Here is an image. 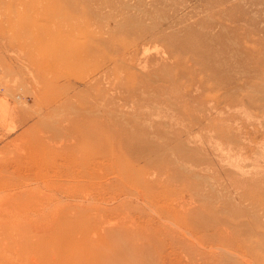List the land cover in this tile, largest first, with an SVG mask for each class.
<instances>
[{
  "label": "rangeland",
  "instance_id": "1",
  "mask_svg": "<svg viewBox=\"0 0 264 264\" xmlns=\"http://www.w3.org/2000/svg\"><path fill=\"white\" fill-rule=\"evenodd\" d=\"M23 1L0 264H264V0Z\"/></svg>",
  "mask_w": 264,
  "mask_h": 264
},
{
  "label": "bare ground",
  "instance_id": "2",
  "mask_svg": "<svg viewBox=\"0 0 264 264\" xmlns=\"http://www.w3.org/2000/svg\"><path fill=\"white\" fill-rule=\"evenodd\" d=\"M22 1V0H21ZM5 2V1H4ZM31 2H32V0H31ZM30 2V3H31ZM33 2H35V1H33ZM37 2V1H36ZM6 3V2H5ZM4 4V3H3ZM21 4H22V6H23V9H24V6L27 4L26 3V1L24 0L23 2H21ZM32 4V3H31ZM34 4H36V3H34ZM34 4H32V6L34 5ZM15 5V4H14ZM29 5V4H28ZM37 5H39V4H37ZM15 7V6H14ZM35 11L37 12L36 13V15H38L39 14V11H38V7L37 6H35L34 5V13H35ZM32 15V14H31ZM34 15V14H33ZM32 15V16H33ZM31 16V17H32ZM33 18V17H32ZM40 19V18H39ZM38 20V19H37ZM40 20H38V21H36V22H39ZM34 24H36V23H34ZM39 25H40V23H39ZM38 25V26H39ZM33 26H35V25H33ZM36 28V27H35ZM17 34V33H16ZM1 35V34H0ZM20 40V39H19ZM10 41V40H9ZM78 41V40H77ZM80 41V40H79ZM56 55V54H55ZM113 56H115V55H113ZM116 57H117V55H116ZM114 58V57H113ZM114 60V59H113ZM107 62V61H106ZM108 62H110V61H108ZM113 62V61H112ZM114 62H115V60H114ZM55 63L56 62H52V63H50V65H48L49 66V68L48 69H51V68H55ZM104 64V63H103ZM97 65V64H96ZM108 65V64H107ZM109 66V65H108ZM99 67V66H98ZM103 67V66H102ZM97 68V67H96ZM105 69V68H104ZM100 70V69H99ZM96 71V70H95ZM108 71V70H107ZM109 72V71H108ZM77 74V73H76ZM108 77V76H107ZM85 79V78H84ZM54 82V81H53ZM93 94V93H92ZM95 96V95H94ZM99 161V160H98ZM119 168V167H118ZM157 173V172H156ZM99 174H100V172H99ZM101 176H102V174H101ZM99 177V176H98ZM54 184H50V183H48V186L50 187V188H53L52 186H53ZM53 191H55V189L53 190ZM53 193V192H52ZM53 195V194H52ZM145 203V202H144ZM148 207V206H147ZM27 209H31V207H27ZM154 213V212H153ZM157 215V214H156ZM40 227V226H39ZM181 230V229H180ZM186 232V231H185ZM190 235V234H189ZM203 248V247H202ZM217 249H219V248H217ZM223 249V248H222ZM226 250V249H225ZM228 255V254H227ZM251 260V259H250ZM249 263V262H248Z\"/></svg>",
  "mask_w": 264,
  "mask_h": 264
}]
</instances>
